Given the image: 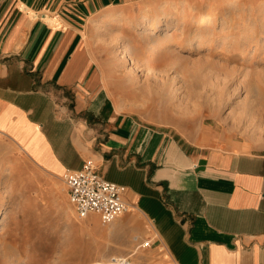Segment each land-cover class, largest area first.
I'll list each match as a JSON object with an SVG mask.
<instances>
[{"label":"crops","instance_id":"obj_1","mask_svg":"<svg viewBox=\"0 0 264 264\" xmlns=\"http://www.w3.org/2000/svg\"><path fill=\"white\" fill-rule=\"evenodd\" d=\"M132 1L0 0V134L47 177L93 160L174 264H264V153L160 132L91 70L84 28Z\"/></svg>","mask_w":264,"mask_h":264},{"label":"rangeland","instance_id":"obj_2","mask_svg":"<svg viewBox=\"0 0 264 264\" xmlns=\"http://www.w3.org/2000/svg\"><path fill=\"white\" fill-rule=\"evenodd\" d=\"M173 1L135 0L92 18L83 43L91 70L122 110L160 132L205 147L264 153V0L228 6L224 11H230L234 22L224 23L228 15L222 12L202 36L192 30L189 39L194 41L181 51V66L171 65L175 40L161 52L160 65L169 66V76L158 78L142 63L124 62L122 47L140 28L133 22L138 8H160ZM190 1L207 7L206 0ZM170 29L164 26V31ZM224 37L249 45H233L231 54L218 55L216 51L227 48ZM225 55L236 60L227 61ZM175 72H180L179 79L174 80ZM65 175L51 178L36 171L0 134V264L175 263L153 223L139 212L131 209L108 225L93 215L79 218ZM148 240L151 247L142 248Z\"/></svg>","mask_w":264,"mask_h":264},{"label":"bare ground","instance_id":"obj_3","mask_svg":"<svg viewBox=\"0 0 264 264\" xmlns=\"http://www.w3.org/2000/svg\"><path fill=\"white\" fill-rule=\"evenodd\" d=\"M224 1L222 4L218 0H206V9L201 6L202 4L194 5L190 0H175L162 7L160 6V8L151 6L138 8L136 13L134 12V19H132L133 22H138L140 28L137 33L130 35L128 43L124 44V46L122 47V52L126 56V58H123V61L126 62L127 59H130V61L133 62L134 66L142 63L145 66V70L149 71L150 73L152 72V74H154L158 78L159 76H161L166 79V77L169 76L168 72L170 69H168L169 66H165V64L161 67V52L172 46L175 40H179L178 43L175 44L176 47L179 48V50H176L177 48L175 47L176 49L171 52V59L173 60V62H171V65L181 66V51L185 48H189V46L191 47L192 40L194 41V39H189V35L191 32L195 31V36H202L200 33H202L206 28L210 29L211 26H213V24L216 22V19L220 18V16H223L222 12H227L228 15L226 19H223L224 23L234 22V17H232L230 11L224 10H229L227 8L228 6L236 5L240 0ZM219 7L223 8V10H219ZM164 26H167L171 29L169 31H164ZM180 26L181 28H178ZM218 40L221 41L222 39ZM223 44L227 45V48L222 49V51L220 52L216 51L215 53H217L218 55L226 54L225 52L231 54V50L232 48H234L233 45H243L246 47L249 45L248 41L241 42L239 41V39H231L229 37H224ZM237 48L239 49V47ZM224 58L227 61L236 60L232 59L231 55H225ZM179 73L180 72H175L176 77L174 80L180 78ZM14 256L15 255L13 254V258Z\"/></svg>","mask_w":264,"mask_h":264},{"label":"built area","instance_id":"obj_4","mask_svg":"<svg viewBox=\"0 0 264 264\" xmlns=\"http://www.w3.org/2000/svg\"><path fill=\"white\" fill-rule=\"evenodd\" d=\"M71 204L81 219L97 216L105 225L111 224L130 212L131 207L124 197V188L105 180L93 161L88 160L79 170H70L65 175ZM152 241L141 244L150 248Z\"/></svg>","mask_w":264,"mask_h":264}]
</instances>
